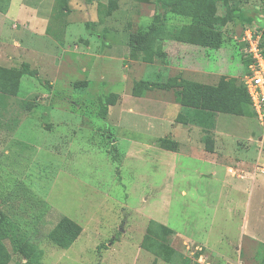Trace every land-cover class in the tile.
Returning a JSON list of instances; mask_svg holds the SVG:
<instances>
[{
  "label": "rangeland",
  "instance_id": "rangeland-1",
  "mask_svg": "<svg viewBox=\"0 0 264 264\" xmlns=\"http://www.w3.org/2000/svg\"><path fill=\"white\" fill-rule=\"evenodd\" d=\"M166 2L0 0V210L31 264H264V129L175 93L189 80L236 102L264 0L216 1L214 48L173 40L190 17ZM63 216L76 238L56 232Z\"/></svg>",
  "mask_w": 264,
  "mask_h": 264
},
{
  "label": "trees",
  "instance_id": "trees-1",
  "mask_svg": "<svg viewBox=\"0 0 264 264\" xmlns=\"http://www.w3.org/2000/svg\"><path fill=\"white\" fill-rule=\"evenodd\" d=\"M216 1L220 0H167V6L163 13L171 12L175 13L176 15L190 17V22L188 24L182 25L178 28L173 27L169 29V36L173 40H178L181 42H190L213 48L217 46V44L220 42L218 33L219 30H215L214 26L218 25L220 18L214 15ZM222 1L224 2L225 0ZM236 10L237 9L235 7L233 9L230 8V14L236 15L238 13L235 12ZM162 17H164V14H162ZM162 22L163 20L152 21L150 24H148L144 31L132 35V41L130 42L132 49L142 50L146 45L148 37L165 27V24ZM262 53L264 54L263 48ZM249 62L250 59L248 58V64ZM180 83L183 85V88L182 90H175V93L176 100L178 99V101L183 104L188 102L186 100L188 99L191 101L190 105L196 106L201 110H231L239 114L248 113L249 108L255 115L250 97L244 85L241 86V89L239 90L240 93L234 104L217 107L216 105H212L210 98H207L209 92L207 85L189 80L180 81ZM218 85L215 87V89L212 88L215 92L219 91ZM221 85L223 89L231 88L229 86L230 83L228 85L227 82H223ZM166 87L169 86H163L162 88ZM100 111L102 117H105V113L107 111L105 104L101 106ZM177 118L179 121L183 122L184 116L183 114H178ZM17 229L18 228H16V225L8 219L7 215L3 211L0 210V264H7L10 259V253L4 243L5 240L10 242L12 250L15 254H18L23 259H25V262H23L24 264H31L29 247L26 241L23 240L22 235L17 232ZM55 230L58 234H67L72 237V239L76 238L81 232L80 226L72 219L65 216H63L57 223Z\"/></svg>",
  "mask_w": 264,
  "mask_h": 264
},
{
  "label": "built area",
  "instance_id": "built-area-1",
  "mask_svg": "<svg viewBox=\"0 0 264 264\" xmlns=\"http://www.w3.org/2000/svg\"><path fill=\"white\" fill-rule=\"evenodd\" d=\"M256 30H246L242 39L246 42V55L250 59L242 81L250 97L258 125L264 129V54L260 36Z\"/></svg>",
  "mask_w": 264,
  "mask_h": 264
}]
</instances>
